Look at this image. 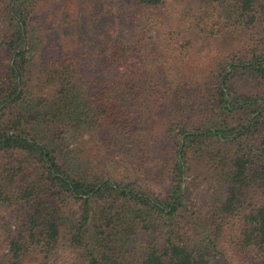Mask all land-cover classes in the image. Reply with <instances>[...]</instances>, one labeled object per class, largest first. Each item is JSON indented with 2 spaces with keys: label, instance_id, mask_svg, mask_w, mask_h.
<instances>
[{
  "label": "trees",
  "instance_id": "obj_1",
  "mask_svg": "<svg viewBox=\"0 0 264 264\" xmlns=\"http://www.w3.org/2000/svg\"><path fill=\"white\" fill-rule=\"evenodd\" d=\"M256 8L257 0H0L8 264L50 255L72 202L70 241L82 264H217L219 236L206 227L188 236L193 229L179 223L195 161L225 180L211 224L238 219L239 245L264 262V50L229 60L231 49L192 98L184 78L203 43L254 27ZM161 115L167 125L152 134ZM137 177L163 180L165 190L155 196Z\"/></svg>",
  "mask_w": 264,
  "mask_h": 264
},
{
  "label": "rangeland",
  "instance_id": "obj_2",
  "mask_svg": "<svg viewBox=\"0 0 264 264\" xmlns=\"http://www.w3.org/2000/svg\"><path fill=\"white\" fill-rule=\"evenodd\" d=\"M263 8V9H262ZM257 12L258 20L256 25L246 32L238 33V30L228 37L220 41L210 42V46H200L199 53L190 56L189 64L185 65V81L187 83V89L190 96H194L195 90H199L204 83H209L210 71L216 65L218 60H221L228 51L235 49L233 56H230L229 60H232L234 56H240L239 52L244 48L251 51L254 48H259L260 51L264 50V0H257ZM124 14L123 7L119 6V9L114 13L110 20L113 23L121 22ZM53 19L49 17L47 21L52 22ZM107 19L103 18L98 21V24L105 23ZM123 23V22H122ZM56 26V25H54ZM157 34L156 30L151 31V36ZM218 59V57H220ZM159 113V112H158ZM167 117L164 115L158 116L152 127V134L162 133V127L167 125ZM151 134V135H152ZM86 139V137H85ZM69 147L78 144L75 140H71ZM84 142H81V148H84V153L88 159L90 146H86ZM82 154L83 162L87 157ZM93 165L96 164L93 162ZM191 171L187 174V191H186V209L179 218V223L182 224L181 229L183 233H187L188 229H193L188 233V236H194L197 229L203 230L205 227L209 230L211 237L215 238L218 235L219 238L216 241L218 248V263L217 264H264V262L256 257L253 251H244L239 245V237L241 227L238 219H213L212 213L216 211V208L224 201L225 193V180L216 172L209 171L208 167H204L199 161H195ZM97 169L103 167L97 166ZM108 174H113L115 178L127 179L130 174H126L122 169H113L107 167ZM137 177L133 181L138 183L149 191V193L155 196H161L165 190L166 185L163 186V180H160L159 185L143 178ZM145 180V181H144ZM164 189V190H163ZM72 208V210H71ZM1 210V209H0ZM71 210V211H70ZM10 212V211H9ZM8 212V213H9ZM6 210H1L0 215L3 216ZM79 218L78 204L72 202L68 214L66 215L65 223L67 227L63 229V235L59 239L55 249L50 255L45 256L40 252L30 253L23 259L21 264H82L79 251L74 249L72 242L70 241V230ZM16 225V222L13 223ZM14 226L12 227L14 229ZM222 230V235L220 233ZM191 231V230H190ZM8 244L0 237V264H8Z\"/></svg>",
  "mask_w": 264,
  "mask_h": 264
}]
</instances>
